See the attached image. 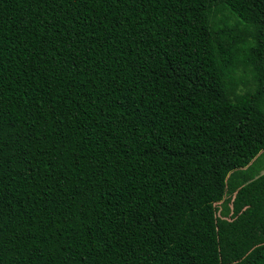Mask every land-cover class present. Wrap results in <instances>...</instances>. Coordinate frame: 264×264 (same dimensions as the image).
<instances>
[{"label":"trees","instance_id":"obj_1","mask_svg":"<svg viewBox=\"0 0 264 264\" xmlns=\"http://www.w3.org/2000/svg\"><path fill=\"white\" fill-rule=\"evenodd\" d=\"M0 264H264V0H0Z\"/></svg>","mask_w":264,"mask_h":264}]
</instances>
